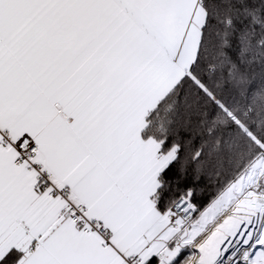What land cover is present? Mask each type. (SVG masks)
Instances as JSON below:
<instances>
[{
  "label": "snow or ice",
  "instance_id": "snow-or-ice-1",
  "mask_svg": "<svg viewBox=\"0 0 264 264\" xmlns=\"http://www.w3.org/2000/svg\"><path fill=\"white\" fill-rule=\"evenodd\" d=\"M0 264H264V0H0Z\"/></svg>",
  "mask_w": 264,
  "mask_h": 264
},
{
  "label": "trees",
  "instance_id": "trees-1",
  "mask_svg": "<svg viewBox=\"0 0 264 264\" xmlns=\"http://www.w3.org/2000/svg\"><path fill=\"white\" fill-rule=\"evenodd\" d=\"M206 183H207V180H206V178H205V180L201 182V185H200V186L203 187ZM179 187H180L181 189L184 187L183 182H181V184L179 185ZM180 194H181V193H180L179 191H177V192L175 193L176 196H179ZM201 198H202V197H201V193H200V191H199V189H198V191H197V201H199Z\"/></svg>",
  "mask_w": 264,
  "mask_h": 264
}]
</instances>
